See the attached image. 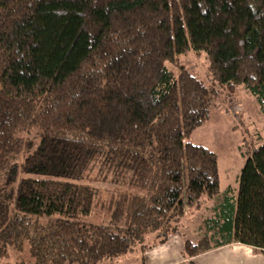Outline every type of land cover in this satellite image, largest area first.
Returning <instances> with one entry per match:
<instances>
[{
    "label": "trees",
    "instance_id": "16d2710c",
    "mask_svg": "<svg viewBox=\"0 0 264 264\" xmlns=\"http://www.w3.org/2000/svg\"><path fill=\"white\" fill-rule=\"evenodd\" d=\"M190 50L211 86L177 59ZM215 85L244 86L264 115V0H0V264L10 249L28 253L18 264H99L216 199L212 246L264 254V141L220 197L216 154L185 140ZM95 167L121 188L100 223L83 220Z\"/></svg>",
    "mask_w": 264,
    "mask_h": 264
},
{
    "label": "rangeland",
    "instance_id": "374dc122",
    "mask_svg": "<svg viewBox=\"0 0 264 264\" xmlns=\"http://www.w3.org/2000/svg\"><path fill=\"white\" fill-rule=\"evenodd\" d=\"M177 59L205 84L212 85L209 62L204 52L190 50L179 55ZM170 66L176 71V67ZM215 86L218 90L211 102L208 118L196 126L185 140L202 144L216 154L219 195L221 197L230 188L229 194L236 197L245 160L264 141V115L255 96L244 86H238L234 92ZM105 179L107 180L98 167L92 168L86 174V183L98 188L97 206L90 215L83 218L86 222L100 223L106 219L105 206L121 189L109 182H101ZM218 201L220 200L208 201L200 209L187 208L177 225V229L185 233L199 250L206 249L213 243L204 219L214 217L213 206ZM101 204L104 205L103 208ZM28 259L26 250L16 252L13 249L4 258L8 264H18Z\"/></svg>",
    "mask_w": 264,
    "mask_h": 264
},
{
    "label": "crops",
    "instance_id": "0c3cea01",
    "mask_svg": "<svg viewBox=\"0 0 264 264\" xmlns=\"http://www.w3.org/2000/svg\"><path fill=\"white\" fill-rule=\"evenodd\" d=\"M187 239L191 240L177 229L163 242L150 240L144 248H136L130 253L99 264H264L263 253L238 242L218 247L211 245L188 256L183 253Z\"/></svg>",
    "mask_w": 264,
    "mask_h": 264
}]
</instances>
